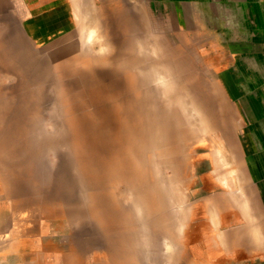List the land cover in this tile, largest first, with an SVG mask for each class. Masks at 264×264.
Here are the masks:
<instances>
[{"label":"rangeland","instance_id":"1","mask_svg":"<svg viewBox=\"0 0 264 264\" xmlns=\"http://www.w3.org/2000/svg\"><path fill=\"white\" fill-rule=\"evenodd\" d=\"M78 3L72 13L82 6L88 26L76 36L74 15L0 10V39L64 34L35 47L18 37L0 55V264H207L204 220L234 241L236 228L212 226L216 205L250 208L253 198L235 69L264 43V0ZM136 101L191 112L173 159L145 146L141 112H127Z\"/></svg>","mask_w":264,"mask_h":264},{"label":"crops","instance_id":"2","mask_svg":"<svg viewBox=\"0 0 264 264\" xmlns=\"http://www.w3.org/2000/svg\"><path fill=\"white\" fill-rule=\"evenodd\" d=\"M78 2L79 0H0V10L3 5H9L11 11L15 8L23 11L26 18L49 16L50 20L51 16L58 18L57 16L66 14L63 17L65 19L75 10L74 5ZM48 22L43 26L51 23ZM235 73L236 105L241 116L240 132L245 151V175L252 188L248 194L253 198L250 208L241 203L232 211L231 205H216L219 216L214 219L212 226L220 229L234 227L240 237L231 241L222 232L215 234L210 229L211 224L204 220L203 257L207 264L223 259L240 260L243 261L242 264H264V43L240 54ZM241 197L239 195L240 201ZM232 219L234 222L230 225Z\"/></svg>","mask_w":264,"mask_h":264},{"label":"bare ground","instance_id":"3","mask_svg":"<svg viewBox=\"0 0 264 264\" xmlns=\"http://www.w3.org/2000/svg\"><path fill=\"white\" fill-rule=\"evenodd\" d=\"M77 4V3H76ZM80 4V3H78ZM77 4V5H78ZM81 8H79V14L76 15V12H78V10H75L76 12L72 13L71 15L73 19L75 21H77V25L76 28L74 26L75 29H73V31L71 33H68V36H76V35H80L82 34L85 29L88 26V23L85 21L83 22L85 19L81 18V15L83 13L82 11V6H80ZM86 13V11H85ZM51 25V24H50ZM52 26V25H51ZM53 28V26H52ZM82 32V33H81ZM90 33V32H89ZM88 33V34H89ZM86 34V35H88ZM62 34L60 31H55V30H49L48 28L46 29L45 32H42L40 34L35 35V38H37V40L34 39H26L25 37H23V35L21 33H16L15 35H12L9 32V37H3L0 39V55L2 53H4V51L8 52V51H14L17 49L18 46V37L23 38L22 39V43H24L25 45L27 44L28 46H34L36 45L35 41H42L43 39H54L57 38ZM72 40L75 39V37L71 38ZM86 39V37H85ZM9 44L10 48H5L7 45ZM39 48L40 45L38 46ZM17 59V57H16ZM14 57V60H16ZM18 60H19V56H18ZM165 68V67H164ZM167 77H166V76ZM171 74H166V73H162L159 72V76H162L163 79L165 81H167V85L168 88L171 90H173V87L175 85L174 80L171 79L170 77ZM169 76V77H168ZM160 78V77H159ZM198 97V95H197ZM171 101H176L179 102L181 104H183L182 98L181 99H176V97L172 96L171 97ZM144 104V102L142 101H136L134 102V104H130L128 107V115H130V118H133V116L135 115L136 112H141V122L139 123L137 133L140 135V132L142 133V135L144 136V140H145V146L151 147L154 145L152 144L153 142L158 144L161 150V154L162 156L169 160V159H173L174 158V153L172 152V149L176 148V145H181L178 144L177 140H178V133L181 130L180 125H187V127L191 128L192 127V123L190 122V118L191 117V112H188V108L185 107V105H181L184 109V113L177 115L174 114L173 111L172 113L168 112L166 113V111L161 107V106H154L151 109H144L143 111L140 110V107H142ZM139 110V111H138ZM157 115V118H155L154 120L150 119L151 115ZM170 114V115H167ZM172 114V115H171ZM131 122H134V119L131 120ZM189 131H193L192 128ZM187 130V132H189ZM165 146H169L170 148L165 149ZM123 171V169H119V167H114L113 169V173L115 176L116 175H121L124 173L121 172ZM123 175H127L130 176L131 174H123ZM121 175V176H123ZM133 177L134 174H133ZM138 189L141 188V190L147 191L148 193L150 192V190H154L156 188V184L154 182H146V181H142L138 186ZM187 202V201H186ZM177 202H175L176 204Z\"/></svg>","mask_w":264,"mask_h":264}]
</instances>
